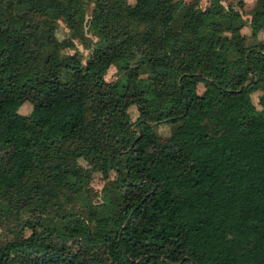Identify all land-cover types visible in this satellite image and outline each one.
Returning <instances> with one entry per match:
<instances>
[{
    "label": "trees",
    "instance_id": "trees-1",
    "mask_svg": "<svg viewBox=\"0 0 264 264\" xmlns=\"http://www.w3.org/2000/svg\"><path fill=\"white\" fill-rule=\"evenodd\" d=\"M15 6L45 28L83 13L82 0H0V192L42 211L74 190L85 208L21 223L0 264H264V41L244 42L240 15L217 0H95L82 63L51 30L26 32ZM247 7L254 36L264 0ZM111 15L141 21L139 38L111 33ZM77 157L114 173L95 203Z\"/></svg>",
    "mask_w": 264,
    "mask_h": 264
},
{
    "label": "rangeland",
    "instance_id": "rangeland-1",
    "mask_svg": "<svg viewBox=\"0 0 264 264\" xmlns=\"http://www.w3.org/2000/svg\"><path fill=\"white\" fill-rule=\"evenodd\" d=\"M133 0H128L131 3ZM211 0H195V6L198 8H204L210 4ZM219 4L223 6L225 10L234 13L237 12L241 19L239 32L244 35V42L246 44L255 42L256 40L264 41V30L258 32L252 36L249 20L250 14L247 4L252 0H217ZM83 13L80 19H78L72 27H69L65 22L61 20H54L49 23L51 28H45L46 24H43L42 14L35 13L31 9L23 6H15L12 10L13 14L21 21L26 32L35 31L48 32L51 30L53 38L61 42V50L64 53H76L80 56L82 63L85 62L87 56L91 53L94 41L97 40V36L93 33V30L89 27V21L92 18V10L95 6V0H82ZM112 16V15H111ZM110 16V17H111ZM40 22L45 26L43 27ZM109 30L111 33L121 32L125 30L126 33L133 37L135 40L139 38L138 33L143 28V23L129 17H116L112 16L110 19ZM33 26V27H32ZM220 35L222 37H232L230 31L221 30ZM231 55V53H230ZM135 59H132V64ZM118 65L116 62H111L106 68L104 78L106 80H113L117 76ZM140 72V75L143 73ZM197 91L202 90V85L198 83L196 85ZM259 91H254L250 94L253 103H256V96ZM30 104L23 102L19 105L18 111L23 114H27L30 110ZM126 112L130 121H133L137 115V106L134 103L128 104ZM172 126L166 123H159L153 127L155 133L160 139L167 136ZM75 165L79 166L82 171L80 177V189L87 195V199L95 203L100 200L102 194V188L106 186V182L113 178L114 173L112 170H108L104 175L99 169L92 168L91 163L77 157L75 159ZM69 181H73V177L69 176ZM85 208L84 201L78 196L77 191L67 190L60 194L56 200L48 202L46 208L42 211H38L39 205H34V201L22 202L17 197L13 190L8 192H0V242L8 241L12 238L13 233L17 231L19 225L25 221H32L36 224L39 220L42 222H53L54 218L61 212L72 213L78 215L83 212ZM50 218V220H49ZM36 229H39V225H35Z\"/></svg>",
    "mask_w": 264,
    "mask_h": 264
}]
</instances>
